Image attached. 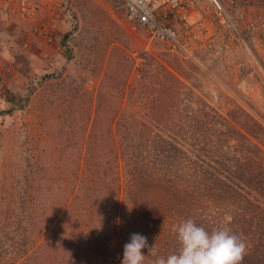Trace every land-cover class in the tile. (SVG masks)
<instances>
[{
    "label": "rangeland",
    "instance_id": "374dc122",
    "mask_svg": "<svg viewBox=\"0 0 264 264\" xmlns=\"http://www.w3.org/2000/svg\"><path fill=\"white\" fill-rule=\"evenodd\" d=\"M220 2L242 37L197 62L133 29L122 0L11 1L0 31V264H121L133 233L166 257L185 214L264 252V189L246 195L261 208L239 227L224 188L187 195L173 182L182 159L222 179L226 164L247 170V157L264 171V28L238 19L264 18V0ZM199 16L218 27L212 11Z\"/></svg>",
    "mask_w": 264,
    "mask_h": 264
},
{
    "label": "built area",
    "instance_id": "2783aa9c",
    "mask_svg": "<svg viewBox=\"0 0 264 264\" xmlns=\"http://www.w3.org/2000/svg\"><path fill=\"white\" fill-rule=\"evenodd\" d=\"M130 26L145 32L151 42H160L168 50L188 60L199 62L202 51L222 50L240 41L241 30L236 20L220 0H122ZM212 11L218 27H211L199 16ZM245 13L238 19L245 29L257 32L264 28V18L254 14L245 21ZM1 65V62H0ZM5 71L8 66L3 65Z\"/></svg>",
    "mask_w": 264,
    "mask_h": 264
},
{
    "label": "clouds",
    "instance_id": "9594fccd",
    "mask_svg": "<svg viewBox=\"0 0 264 264\" xmlns=\"http://www.w3.org/2000/svg\"><path fill=\"white\" fill-rule=\"evenodd\" d=\"M172 232L176 236L178 248L166 257L157 253L155 244L149 245L146 236L133 233L130 241L123 246L121 264H144L142 249H148L150 264H241L245 242L227 227L211 231L187 218L174 224Z\"/></svg>",
    "mask_w": 264,
    "mask_h": 264
},
{
    "label": "trees",
    "instance_id": "16d2710c",
    "mask_svg": "<svg viewBox=\"0 0 264 264\" xmlns=\"http://www.w3.org/2000/svg\"><path fill=\"white\" fill-rule=\"evenodd\" d=\"M64 42L65 41H63V43ZM172 148L174 149L172 151H174L175 156L177 153H184L183 149L180 147ZM178 158L180 157L178 156ZM247 159L248 161L245 163L247 170L243 167H239L236 171H233L232 167H228V164H226L227 162H225L226 165L224 166V169L227 174L225 179L220 178V172H218V170L211 165H206V167L201 165V167L200 165L198 166L196 162V164H188L186 163L187 159L185 161L182 159V166L178 169L179 172L173 182L177 180H182V182L184 181V183H186L184 191L187 195H189L188 190H190L191 193L196 191L198 188L197 184H206L211 188L212 185L218 186V188H224L228 194L227 199L225 200L230 205L231 213L235 218L234 224L239 227L246 224V226L250 227L253 220L255 221L257 220V217H259L258 213L260 212L259 209L261 207L260 205H255L252 201L250 202L251 204H248L249 199H247V196L250 193V190L259 191L260 189H264V171L260 169L258 175L254 174L256 170L254 165H259V163L254 161L253 157H247ZM260 174H263V176L259 178L258 176H260ZM181 216L184 219H194L189 214ZM182 217H180L179 221L183 220ZM258 252H251V255L245 253L241 264H264V252Z\"/></svg>",
    "mask_w": 264,
    "mask_h": 264
},
{
    "label": "crops",
    "instance_id": "0c3cea01",
    "mask_svg": "<svg viewBox=\"0 0 264 264\" xmlns=\"http://www.w3.org/2000/svg\"><path fill=\"white\" fill-rule=\"evenodd\" d=\"M11 1L12 0H0V31L3 27L2 25H4V23L6 24V22H8V20H9V17H8L9 12L8 11L11 10V5H10ZM125 18H126V13H125ZM126 20H127V18H126Z\"/></svg>",
    "mask_w": 264,
    "mask_h": 264
}]
</instances>
